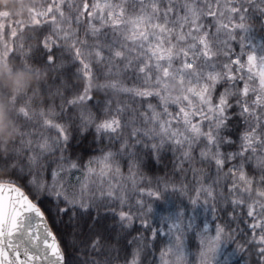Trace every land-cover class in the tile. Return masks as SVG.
<instances>
[{
  "label": "snow or ice",
  "instance_id": "6c2138e0",
  "mask_svg": "<svg viewBox=\"0 0 264 264\" xmlns=\"http://www.w3.org/2000/svg\"><path fill=\"white\" fill-rule=\"evenodd\" d=\"M19 3L0 11V67L19 73L15 92L5 86L14 138H0V264H192L190 234L195 264L243 252L264 264V36L253 26L264 0ZM24 73L37 77L27 90ZM90 130L105 146L85 164L70 141ZM165 151L190 183L141 171ZM157 201L163 227L150 223ZM217 205L231 208L228 224L199 220L209 206L218 220ZM46 212L73 226V259Z\"/></svg>",
  "mask_w": 264,
  "mask_h": 264
},
{
  "label": "trees",
  "instance_id": "16d2710c",
  "mask_svg": "<svg viewBox=\"0 0 264 264\" xmlns=\"http://www.w3.org/2000/svg\"><path fill=\"white\" fill-rule=\"evenodd\" d=\"M25 2H28V0H25ZM36 3H40L41 0H34ZM20 7L19 0H14V3H9V0H0V11L2 10H9L12 13H16ZM6 23V30H7V22ZM261 25H264V18H261L259 14H256V17L253 21V26L255 28V34L257 39H259L261 36H264V28L261 27ZM27 35V32L25 33ZM26 45L28 44H35V41L32 40H26ZM238 48V45H237ZM75 71L74 67L69 65L65 69V75L64 79L74 78L72 77V73ZM55 74L49 70L48 71V80L51 83L52 79L54 78ZM5 86H7L4 83H0V100L3 101V107L6 109V111H10L11 106L7 103V98L5 96ZM7 90L11 92H15L7 87ZM4 119V111L0 112V120ZM93 132L90 130L88 133H85L83 135H78L76 133H73V139L70 141V152L74 155H78L82 157L84 163L86 164L89 158L95 157L100 155L99 149L104 147V144L100 143H94L93 140ZM106 144V141H105ZM122 164L125 165V171H126V162L122 161ZM174 157L171 152L165 151L162 159L157 161L151 156H145L144 161L142 164L141 171L148 177L155 180L156 178H162L166 181H168L170 184L174 183L177 187L179 186L181 180H185V182L190 183L191 182V174H188L186 177L182 176L180 172L177 169H174ZM246 169L249 172L254 171V165L250 164L246 166ZM0 175H4L3 173H0ZM258 175V173H257ZM207 183H210V181H206ZM31 195V194H30ZM165 199L169 200L173 205L183 202L187 204V200L183 198L178 193H173L171 190H169L165 194ZM42 209L44 208V204L42 203L40 205ZM155 207L157 208L158 215L153 219L150 220V223L159 224L161 227L163 225L160 222L159 216L160 215H167V208L168 206L163 203V201H157L155 204ZM54 211V210H53ZM232 210L231 208H221L219 205H217V211L216 215L219 217L218 220L213 221L212 220V212L209 211L204 212L202 209L199 212V220L203 221L205 218L212 223H222V224H228L229 223V216L231 214ZM46 216L48 217V220L50 222V225L52 229L54 230L55 234L57 235L62 248L65 250L66 253V259L71 260L74 256H76V250L73 247V241H74V228L71 224L67 222V218H64V223L54 222L53 216L49 215L46 212ZM236 224L232 223L231 228L235 229ZM240 228L245 229L247 231V225L244 222L240 223ZM135 229H139L140 225L139 222H137L134 225ZM133 235H137L138 232L133 231ZM250 235V231L248 232ZM131 237H129L130 239ZM161 238H163L161 234ZM236 242L240 244H244V237L241 235L236 236ZM197 240V242H196ZM113 243L116 245V247H124L126 245V241L123 238H118L117 240H114ZM198 245V239L195 237V235L190 234L189 240H188V246H189V252L194 253L196 252V248ZM236 245L235 244H229L227 245L228 251H234ZM245 247L247 245L245 244ZM194 258V257H193ZM248 258L247 252H243L238 256L233 257V264H244L245 260Z\"/></svg>",
  "mask_w": 264,
  "mask_h": 264
},
{
  "label": "clouds",
  "instance_id": "9594fccd",
  "mask_svg": "<svg viewBox=\"0 0 264 264\" xmlns=\"http://www.w3.org/2000/svg\"><path fill=\"white\" fill-rule=\"evenodd\" d=\"M9 3H14V0H9ZM19 73H10L8 69L0 67V83H4L7 87L13 91L16 90L15 80ZM24 88H27L30 85H35L37 83V77L32 74L24 73ZM3 105V101L0 100V106ZM7 111L4 109V119L0 120V138L8 139L9 141L14 138L13 133L10 127H5V123L7 122Z\"/></svg>",
  "mask_w": 264,
  "mask_h": 264
},
{
  "label": "rangeland",
  "instance_id": "374dc122",
  "mask_svg": "<svg viewBox=\"0 0 264 264\" xmlns=\"http://www.w3.org/2000/svg\"><path fill=\"white\" fill-rule=\"evenodd\" d=\"M60 242V241H59ZM196 242H197V240H196ZM61 244V243H60ZM195 253L196 252H194L193 254L192 253H190V257H189V259L190 260H192V264H195ZM194 257V258H193Z\"/></svg>",
  "mask_w": 264,
  "mask_h": 264
},
{
  "label": "water",
  "instance_id": "95a60500",
  "mask_svg": "<svg viewBox=\"0 0 264 264\" xmlns=\"http://www.w3.org/2000/svg\"><path fill=\"white\" fill-rule=\"evenodd\" d=\"M47 222H48V224L50 225V223H49V221H48V219H47ZM51 226V225H50ZM51 229H52V227H51ZM52 231H53V229H52ZM54 232V231H53ZM55 233V232H54ZM58 239V238H57ZM62 247V246H61Z\"/></svg>",
  "mask_w": 264,
  "mask_h": 264
}]
</instances>
